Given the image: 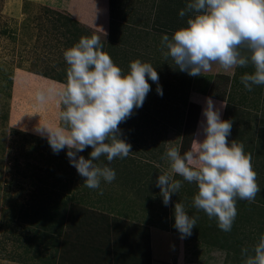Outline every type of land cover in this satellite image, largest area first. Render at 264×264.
<instances>
[{"label": "rangeland", "instance_id": "rangeland-1", "mask_svg": "<svg viewBox=\"0 0 264 264\" xmlns=\"http://www.w3.org/2000/svg\"><path fill=\"white\" fill-rule=\"evenodd\" d=\"M96 2L105 4L104 11L93 5ZM187 2L0 0V264H108L106 260L114 254L127 258L122 264L144 258L148 259L144 264H149L155 247L165 254L161 256L164 264H245L241 250L248 248L249 255H254L252 248L264 234V85L249 92L241 83L242 75L254 72L251 63L229 70L213 64L211 70L192 77L176 69L170 57L165 58L162 36L171 38L194 15L179 16ZM92 35L100 38L102 51L125 74L135 60L150 63L163 87L161 97L149 80L151 91L145 105L119 125L132 153L111 162L116 179L102 181L96 190L83 185L85 178L70 165L67 148L54 154L47 140L33 131L39 123L61 124L63 105L58 98L53 96L41 106L36 93L63 88L69 67L63 52L81 37ZM240 50L250 56L246 48ZM175 93L179 98L173 107H181L179 113L163 107L167 113L163 110L156 117L165 123L173 119L172 126L164 132L162 123L152 133L138 112L145 113L150 105L174 103L170 97ZM208 97L220 109L221 119L233 122L229 144L233 140L243 144L261 189L251 203L237 200L231 232L221 231L214 218L192 206L198 192L194 183L182 181L168 206L156 187L161 174L176 179L170 162L162 157L169 147H179L181 155L189 151V142L197 138L194 134L204 120ZM195 112L200 115L192 133L182 118L190 120ZM198 138L203 140L202 135ZM92 150L88 147L79 155L87 159ZM107 163L104 156L98 161L101 166ZM136 168L141 171L140 184H146L149 175L154 178L140 194L133 178ZM41 189L51 194L50 200L36 198ZM148 197L154 204L145 200ZM178 202L190 216L199 217L192 235L184 239L173 227Z\"/></svg>", "mask_w": 264, "mask_h": 264}, {"label": "clouds", "instance_id": "clouds-1", "mask_svg": "<svg viewBox=\"0 0 264 264\" xmlns=\"http://www.w3.org/2000/svg\"><path fill=\"white\" fill-rule=\"evenodd\" d=\"M187 26L172 35H163L161 47L165 58H171L176 69L189 76H201L218 64L225 70L247 67L254 72L241 76V83L251 92L254 86L264 85V0H188L179 12ZM241 47L250 52L242 55ZM103 44L96 35L81 37L78 43L63 52L67 68V83L59 91L41 90L36 93L39 105H45L53 96L63 105L59 114L61 124L49 126L39 123L33 131L45 138L54 154L67 148L71 166L85 178L84 186L100 189L101 182L111 183L116 171L110 166L116 159H125L131 144L121 138L119 125L142 108L151 91L149 80L157 85L156 92L163 96L159 75L150 63L135 60L125 74L109 54L102 51ZM201 122L194 134L192 149L181 155L179 147L166 149L164 157L171 171L194 183L198 192L192 206L215 219L221 231L231 232L237 217V200L253 202L261 189L257 174L251 165V156L243 144L228 137L232 121L221 119V111L211 97L206 98ZM203 136L201 141L198 137ZM88 147L93 150L89 158L80 153ZM106 157L107 164H98ZM156 187L160 189L163 204L171 203L173 194L182 187V180L167 173L159 175ZM100 195L103 194L101 190ZM198 216H190L182 202L174 206L173 227L184 239L192 235ZM245 264H264V234L253 246L254 255L243 248Z\"/></svg>", "mask_w": 264, "mask_h": 264}, {"label": "trees", "instance_id": "trees-1", "mask_svg": "<svg viewBox=\"0 0 264 264\" xmlns=\"http://www.w3.org/2000/svg\"><path fill=\"white\" fill-rule=\"evenodd\" d=\"M35 73V72H34ZM37 74H39L40 75V73H37ZM43 76H45V77H47V78H50V77H48L49 75H43ZM56 78V80L57 79H59L60 77L58 76V77H55ZM59 81V80H58ZM60 82H62V81H60ZM63 84H66L67 82H62ZM178 95L175 93L173 96H171L170 97V100L171 99H173L172 101L174 102V103H170V105H168V106H166V105H164V106H160L159 104H158V106H153V105H150V107L149 108H147V110L145 111V113H141L140 111L138 112V116H140V121L141 122H143L142 124L143 125H145V126H148V127H151V131H152V133L154 132L155 133V131H156V129H158V127H161V126H163L162 125V123H165V121H157L156 119V117H157V115L161 112V111H163V110H165V109H163V107L164 108H166L167 110H172V111H177L178 113H179V110H181V107H173L174 106V104L178 101ZM176 104H178V103H176ZM145 105V104H144ZM169 106H170V108H169ZM165 113H167V111L165 110ZM191 112L189 111L188 112V114H190ZM156 114V115H155ZM193 117L189 120V119H187L185 122H183V118H182V124H183V126L185 127V129L187 128V130L188 131H191L192 133H194V131H196V125H197V121H198V119H199V115L200 114H198V112H195V113H193ZM135 119H136V117L133 119L134 120V123H135ZM173 122V119L172 120H169V118L167 119V122L164 124V127H162V129L164 128V132H166L167 130H168V127L171 125V123ZM131 123H133V121L131 122ZM155 125V126H154ZM156 125H157V127H156ZM153 126V127H152ZM172 126V125H171ZM185 137V136H184ZM191 142H192V138H191V140H190V142H189V145H188V150H190L191 149ZM184 144H185V142H184V138H183V141H182V144H181V147L182 148H184L185 146H184ZM88 149V148H87ZM138 168V167H137ZM137 168H136V170H135V172L136 173H138L137 175H135V176H133V178H134V182H136L137 184L136 185H138L136 188H138V190H137V192H138V194H140L141 193V191H145V189L146 188H148L149 187V185H151V182L153 181V179L154 178H152L151 177V175H149L150 177H149V179H148V182L146 183V184H140V183H142V180L141 179H139L138 178V175L141 173V171H139V170H137ZM146 175H148V174H146ZM138 178V179H137ZM176 179H180V180H182L183 181V178L182 177H180V176H178L177 175V177H176ZM51 196V194H49V192L47 191V190H44V189H41L40 191H39V193H36V198H43V199H45V200H50L49 199V197ZM51 198V197H50ZM147 202H150L151 204H154V203H152V202H154L153 200H152V198L151 197H148L147 199H145ZM174 200L175 201H177V200H180L179 198H176L175 196H174ZM157 206L158 207H162V204L160 203V202H158V204H157ZM163 213H161L160 215H162Z\"/></svg>", "mask_w": 264, "mask_h": 264}, {"label": "crops", "instance_id": "crops-1", "mask_svg": "<svg viewBox=\"0 0 264 264\" xmlns=\"http://www.w3.org/2000/svg\"><path fill=\"white\" fill-rule=\"evenodd\" d=\"M99 4H101V3H97L96 2L93 5L99 6ZM99 7H100V10L103 8L101 11H104L105 4L100 5ZM88 9H89V7L86 8L85 11H87ZM85 11H83V12L85 13ZM162 243L163 242H161L160 244H162ZM160 248H162V247L160 246ZM113 250H114V252H117L116 248L113 249ZM114 255H116V254H114ZM114 255L108 257V259L106 260L108 264H122V260H126L127 259L125 256H121V255L114 256ZM164 255L165 254L160 253L159 251H157V249L155 247V249L151 250V257L149 258V261H148L149 264H164L163 261L165 262V260H163V258L161 257V256H164ZM166 256H168V255H166ZM166 258H168V257H166ZM146 260H148V259H145V258L144 259H140L141 262H138V261H135V260H128V261H129L130 264H144V262ZM128 261H127V264H128Z\"/></svg>", "mask_w": 264, "mask_h": 264}]
</instances>
